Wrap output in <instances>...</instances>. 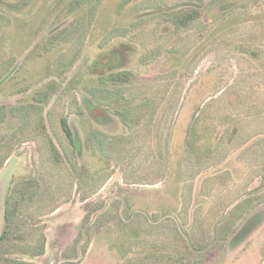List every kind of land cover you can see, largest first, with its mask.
I'll return each mask as SVG.
<instances>
[{
  "label": "rangeland",
  "instance_id": "rangeland-1",
  "mask_svg": "<svg viewBox=\"0 0 264 264\" xmlns=\"http://www.w3.org/2000/svg\"><path fill=\"white\" fill-rule=\"evenodd\" d=\"M52 1L35 0L19 16L39 29ZM76 1L87 10L71 30L83 28L88 38L24 60L30 46L0 93V105L12 106L0 124V234L12 182L33 179L39 187L30 211L57 210L36 218L45 228V252L23 264H264V170L249 182L254 163L264 164V0H73L72 7ZM164 7L172 9L153 14ZM61 10L42 35L74 17L54 24ZM190 12L199 17L176 27L175 18ZM33 29L9 30L17 49ZM106 66L129 81H99L109 75ZM64 67L65 74L55 71ZM49 81L57 90L41 121L31 97ZM99 105L103 121L88 116ZM233 127L238 133L227 146ZM40 129L57 147L59 163ZM222 153L232 156L205 171ZM194 165L201 174L190 191ZM224 171L232 181L221 190ZM208 189L218 197H204ZM240 220L246 226L239 245L224 249L217 242V249L208 245L193 255V244L216 237L225 221ZM183 254V261L194 260L182 263Z\"/></svg>",
  "mask_w": 264,
  "mask_h": 264
},
{
  "label": "trees",
  "instance_id": "trees-1",
  "mask_svg": "<svg viewBox=\"0 0 264 264\" xmlns=\"http://www.w3.org/2000/svg\"><path fill=\"white\" fill-rule=\"evenodd\" d=\"M33 1L35 0H0V93L3 90L7 75L11 72L13 73L16 72L17 68H19V66L16 67V65L20 59L21 54L24 51H26L30 46H32V49L27 53L24 60H28L32 55H36L37 57L47 56L49 53L58 50L62 46H68V44L73 45L74 42H76L77 40L81 38L85 39L88 36V31H85L83 28H79L78 30L74 28V30H71L79 21L82 22L83 19L85 18L84 12L87 10V6L85 5V2L81 4L78 1H76V5L72 7L71 3L73 2V0L52 1L53 2L52 5L48 6L47 11L49 12L43 18L42 27L36 29L34 25L30 27L32 20L20 18L21 16L20 14L23 12V10L30 7ZM61 5L63 6V8L61 7ZM59 7L62 10L60 14L56 15L57 18H55L56 21L54 22V24H57L60 20L64 18H68L71 15L72 16L74 15V17L70 18L69 21H67L68 23L66 22L67 24L65 23L66 25L62 29H58L56 31L52 30L49 31L47 34L42 35L41 33L46 28V25L49 24L52 16H54L56 10L59 9ZM171 9L172 8H168V7L160 8L154 10L153 14L167 13L171 11ZM198 17L199 14L197 12H190L188 14L178 16L175 18L176 27L177 26L186 27L190 21ZM20 25H22V27L31 28V29H33L34 27V29L31 35L32 39L27 40V42L24 43L22 49H17L18 44H17L16 34L15 32L10 34L9 30L14 29L15 27H18ZM79 32H82V34H80ZM37 35H38L37 38L38 41H36V43L33 46L32 44ZM44 41L49 43V48L48 46H45L46 48H48L47 50L41 49L35 52L36 48L41 46ZM57 41H59L60 43L55 45ZM7 43H9L8 48H7ZM52 46H54V48H51ZM72 49L73 46L71 47V50ZM48 50L49 52H47ZM70 51L68 53L69 55H70ZM75 59L72 60V64ZM55 71L60 73L61 75L68 72L65 67L61 69L56 68ZM104 71L109 72V75L105 77L101 76L100 77L101 80L99 81H102L104 79L107 80L110 79L113 82H118V83H125L129 81V77L127 75H123V74L118 75L117 74L118 72L114 71V68L111 66H106L104 68ZM89 72L91 73V70ZM50 76H51L50 73L45 69L44 78L47 79ZM56 90H57L56 82L49 81L38 87V89H36V91H34V93L32 94L31 103L33 102L38 104L39 108H38L37 118L40 119L41 121L44 120L43 110ZM28 104H26L27 107H29ZM10 107L12 108V106ZM10 107L0 105V124L3 123L7 109ZM115 113H116V106L113 110V114ZM88 116H90L93 120L99 119L101 121L105 120L107 117L105 111L103 110L102 107H100V105L92 107L89 110ZM60 127L65 137L73 145L75 152L78 153L79 150L75 148V143H77L76 137H74V133L65 118L60 119ZM230 130L232 133H230L226 139L227 146L232 143L233 137L236 136L238 133V129L235 127H233V129L230 128ZM40 133L46 134L45 136L48 142L52 159L57 163H59L62 160V157L60 156L57 147L55 146V144L53 143V141L48 136L45 130L40 129ZM225 154L226 153H222V158H220L221 162H219L218 165H212L211 164L212 161H210L209 166L205 167L204 170L209 171L211 168H215L217 166L219 167L221 164H223V162L227 160V154L226 155ZM183 157L184 155H181V157L179 158L181 163H183L184 161L181 160L183 159ZM207 157L217 159L215 152L210 153L208 151ZM8 158H9V151L6 152V155L3 158L2 162L4 163ZM254 164L257 165L258 168L253 172H251L249 177V182L257 181L258 173L259 172L261 173L264 170L263 169L264 164L262 165V162L261 163L256 162ZM246 165H251V164L247 163ZM190 170H191V175L193 176L192 178L193 184L191 185L190 191L193 190L195 191V181L197 177L201 174V171H200V167L196 165L190 168ZM224 172H225L226 182L221 181L219 183L221 190H223L227 186V184L232 181L230 172L228 171H224ZM206 180L209 181V177ZM12 184L13 186L9 188V195L7 196V199L5 201V210L3 217L4 225L2 232L0 234V264H23L25 263L23 259L26 258L36 259L41 257L45 252V238H46L44 234L45 228L43 225H39L36 218H40L42 216L52 214L57 210V207L51 208V207L40 206V210L37 211L36 208H34L32 211H30L29 204L33 201V198L37 196V191H38L37 189L39 187V185L35 180L20 179L12 182ZM208 190H209L208 192L205 191L203 193V196L206 197L207 193H210L213 194V197L209 199H214L218 193L214 189L213 190L208 189ZM89 217L90 214L88 213L84 217V223H88ZM242 221L244 220H240L237 223L225 221L224 222L225 224L222 223L220 225V228L216 229V237L210 236L208 240L203 239L201 243H198L199 245L197 247H195L193 244L192 253L193 250H201L202 247H208V245L210 246L211 249H217L215 245L217 242H218L217 244H219V242H224L223 243L224 249L227 246L231 248L236 247L241 242H243V239H241V237L238 236V232L240 231V229L246 226V225H243V227L240 226ZM182 247L185 248L184 251L187 250L189 252L188 247H186L184 244ZM220 249L221 248H219V250ZM180 252H182V250ZM193 255L197 256L196 253L195 254L193 253ZM186 257L187 255L183 254V257L180 258L182 260V263L185 262L183 260ZM191 260L194 259L191 258ZM190 261L187 262L189 263Z\"/></svg>",
  "mask_w": 264,
  "mask_h": 264
},
{
  "label": "crops",
  "instance_id": "crops-1",
  "mask_svg": "<svg viewBox=\"0 0 264 264\" xmlns=\"http://www.w3.org/2000/svg\"><path fill=\"white\" fill-rule=\"evenodd\" d=\"M226 154H227V159L232 156V154H230V153H226ZM180 157H181V155H180ZM223 163H225V161Z\"/></svg>",
  "mask_w": 264,
  "mask_h": 264
}]
</instances>
